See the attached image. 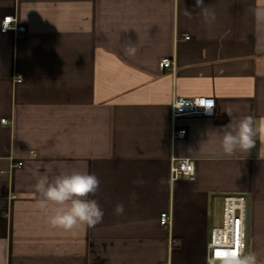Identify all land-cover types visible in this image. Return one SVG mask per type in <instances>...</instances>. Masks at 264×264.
<instances>
[{"label":"crops","instance_id":"obj_1","mask_svg":"<svg viewBox=\"0 0 264 264\" xmlns=\"http://www.w3.org/2000/svg\"><path fill=\"white\" fill-rule=\"evenodd\" d=\"M252 3L204 0L217 17L208 26L184 15L195 0H0V264H209L226 195L248 196L246 253L264 264V44ZM175 97L207 106L174 113ZM229 106L253 120L248 156L220 149ZM174 157L194 162L193 180H171ZM72 171L99 178L88 199L104 216L65 231L34 185Z\"/></svg>","mask_w":264,"mask_h":264},{"label":"clouds","instance_id":"obj_2","mask_svg":"<svg viewBox=\"0 0 264 264\" xmlns=\"http://www.w3.org/2000/svg\"><path fill=\"white\" fill-rule=\"evenodd\" d=\"M254 20V35L258 46L264 44V0H253L250 5ZM184 15L188 19L195 16L208 26L215 23L217 17L214 5H205L204 0H195L193 10L184 9ZM208 39H214L212 32L208 33ZM126 55L134 57L138 49L135 45L124 46ZM50 83V82H49ZM210 102L208 108L213 107ZM224 111L231 118L227 125L216 131L220 137V149L229 157L246 155L256 147L255 131L251 117L234 119V109L229 106ZM260 153L264 155V137L260 139ZM137 186H142L144 180L133 181ZM100 187V180L95 174L88 172H61L54 178L41 175L34 185L35 191L40 194L39 208L48 210L53 205L52 214L48 217L49 223L54 228L71 231L78 225L94 227L103 220L104 212L95 199H88L89 195H95ZM117 215L125 211L122 203L117 204ZM209 264H257V256L254 252H242L231 247H223L214 254Z\"/></svg>","mask_w":264,"mask_h":264},{"label":"built area","instance_id":"obj_3","mask_svg":"<svg viewBox=\"0 0 264 264\" xmlns=\"http://www.w3.org/2000/svg\"><path fill=\"white\" fill-rule=\"evenodd\" d=\"M16 22L13 16H7L2 23L4 32L12 28V23ZM22 29V28H20ZM23 30V29H22ZM173 61L164 59L160 63L162 69L173 66ZM23 77L18 76L17 82H22ZM207 106L205 97H196L186 99L175 97L172 102V110L174 113L193 112ZM2 123H7V120H2ZM186 135L185 130H176L173 133L174 137L183 138ZM22 162L18 166H22ZM195 178V164L191 159L172 158L171 161V180L176 181L180 178ZM249 212V198L246 195H226L223 199V219L222 224L211 230L208 243L209 261L214 257V254L220 251L223 247H231L246 253L247 242V216ZM160 224L164 228H170L172 224L171 215L167 212L161 214ZM165 264H170L167 261Z\"/></svg>","mask_w":264,"mask_h":264},{"label":"water","instance_id":"obj_4","mask_svg":"<svg viewBox=\"0 0 264 264\" xmlns=\"http://www.w3.org/2000/svg\"><path fill=\"white\" fill-rule=\"evenodd\" d=\"M248 223H249V212H248V216H247V238H248ZM246 247H247V242H246Z\"/></svg>","mask_w":264,"mask_h":264}]
</instances>
